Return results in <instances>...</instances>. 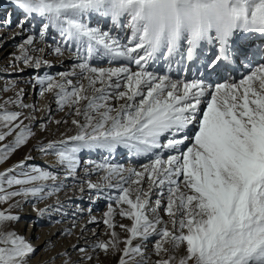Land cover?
Listing matches in <instances>:
<instances>
[{
    "label": "snow or ice",
    "instance_id": "obj_1",
    "mask_svg": "<svg viewBox=\"0 0 264 264\" xmlns=\"http://www.w3.org/2000/svg\"><path fill=\"white\" fill-rule=\"evenodd\" d=\"M8 5L0 26L11 27L15 18L17 34L29 33L10 54L13 67H51L32 53L44 51L35 47L37 36L44 41L53 32L60 37L49 46L53 53L69 51L77 61L58 79L34 77L42 95L51 93L58 110H68L76 133L33 145L54 156L51 170L32 164L31 155L0 170V205H7L0 207V264H32L37 246L17 230L22 216L12 209L25 203L35 208L65 188V180L79 181L84 152L149 161L137 169L105 158L85 171L103 173L102 182H82L87 190H115L106 197L102 221L110 238L92 247L119 253L118 264H150L149 240L157 257L153 264H264V0ZM3 90L14 91L0 101V166L36 138L34 125L47 129L22 89L10 82ZM62 208L57 199L35 210L43 217L52 211L64 215ZM117 214L131 221L119 225L127 233L123 239L115 231ZM61 255L60 264H77L67 249L42 264H54Z\"/></svg>",
    "mask_w": 264,
    "mask_h": 264
},
{
    "label": "rangeland",
    "instance_id": "obj_2",
    "mask_svg": "<svg viewBox=\"0 0 264 264\" xmlns=\"http://www.w3.org/2000/svg\"><path fill=\"white\" fill-rule=\"evenodd\" d=\"M7 11H11L10 6L8 5V0H0V24L3 23V14ZM17 33H19V29L16 27L14 18L11 27L0 26V44H3V47H5V43L14 40L12 38L18 35ZM28 34L29 33L25 32L22 39L20 38V40L13 41V43L8 45L10 48H13V50L8 52V54L6 53L7 55L5 54L4 57L0 55V67L2 68V71H0V101L13 95L14 90L5 92L3 89L8 82L15 80L12 82L15 84V89L23 90L25 103L35 104L36 107L33 115L39 119L41 123H46L47 129L41 131L38 124L34 125L33 130L37 133L36 138L33 139L26 148L17 152L5 165L0 166V170H3L4 167L10 166L12 163L20 160L25 155H31L33 157L31 161L32 164L40 167H48L49 170H51V168L55 167V164L53 163L55 162L54 156H46L40 153L38 148L34 150L33 145L37 144L38 142H47L48 140L61 139L65 136L74 135L76 133L75 126L71 124V119L73 117L66 115L68 110H58L51 93L42 95L41 86L35 83L34 77L36 75H49L58 79L59 73L70 72L77 61L72 58L73 61L65 62V64L62 66H56L57 64L53 66L52 63L60 60L62 55L58 56L53 52L50 53L49 51L48 54L42 53L40 57L46 61H50L51 67L45 66L40 72L24 70L18 75L17 73L19 71L16 69L19 67L21 68L24 65L17 62L13 67L10 64V54L18 52L17 46L23 42L24 38ZM37 38L36 40H40L38 36ZM53 40H60V37L55 34V32L49 35L44 40L43 44L52 45ZM36 48H41V46ZM35 53L40 54L39 52H33L32 54L35 55ZM67 53L71 54L69 51L64 52V54ZM96 66L107 67L109 64L107 62H96ZM14 71L17 73L15 74ZM49 107L51 108L50 116L48 113ZM61 119L68 121V123L57 125L55 121ZM9 139H11V137H9ZM105 158L109 159L112 163L122 164L126 168H136L135 166H138L137 169H139L142 164L149 162L146 158H143V161H137L138 158L137 160H134V157L130 158L125 153L114 154L112 157H107L106 153L84 152L81 154V164L77 173L79 181L72 179L65 180L64 183L67 186L59 193L49 198L50 204H54L57 199L62 202L63 208L61 209V212L65 213L64 215H61L60 212L52 211L51 215L45 214L43 217H38L35 209L43 208L49 199L35 202V208L33 203H25L21 208L12 209L13 212H19L22 216L19 224L16 225L17 230L28 240H30L33 245L37 246L38 251L33 259L32 264H42V262L48 260V257L53 255L54 252H63L65 249L68 250L72 260L76 261L77 264H118L119 253L113 254L111 251L104 253L103 251L96 250L92 247L96 241H107L110 238L109 229H107L106 225H104L102 221L104 219L103 214L107 211L109 203L106 197L110 192L114 194L115 190L105 189L104 192L98 194L94 191L87 190L86 184L82 183L83 181L87 180H91L94 183L102 182V173L93 172L91 175H85V171L86 169H90L92 167L90 162L101 163L105 160ZM59 175L61 180H63L64 171L61 170ZM81 187L85 188L83 193L79 191ZM69 193H72L76 197L63 202V196ZM156 198L157 197L155 195L152 197L153 203ZM52 201H54V203H52ZM0 207L6 208L7 205H0ZM73 213H76V215L73 216ZM161 215L166 221L168 220V217L165 216L163 212H161ZM92 218H95L97 222L88 223V221H90ZM115 223L117 225L115 231L119 234L120 238L123 239L127 236V233L121 229L119 225H130L131 221L117 214L115 216ZM65 227H67V229ZM63 230L69 231L61 234ZM51 233L52 235H57L51 239V243L47 244L46 246L44 243L49 241L48 239L52 236ZM73 238L78 240V242L76 241L77 243L75 244L76 249L70 248L69 243ZM134 243H141V241L137 240ZM52 245H55V247L53 248ZM120 247H124L123 243H121ZM152 247L153 241L149 240L146 244V252L150 258V264H153V262L157 259V257L152 254ZM79 248H84L85 251L82 253L78 250ZM86 256H91L92 259L88 260ZM63 259H65V257L61 255V257L54 261V264H60L61 260Z\"/></svg>",
    "mask_w": 264,
    "mask_h": 264
},
{
    "label": "bare ground",
    "instance_id": "obj_3",
    "mask_svg": "<svg viewBox=\"0 0 264 264\" xmlns=\"http://www.w3.org/2000/svg\"><path fill=\"white\" fill-rule=\"evenodd\" d=\"M125 33H121V35H124ZM22 37H24V33H20V34H18V35H16V36H14L12 39H14V40H11L10 42H6L5 43V47H2V48H0L1 49V54L0 55H2V57H4V55L7 53L8 54V52H10L11 50H13V48H10L8 45H10L11 43H13V41H16V40H20V38L22 39ZM38 39V38H37ZM44 43V41H41V40H36V42H35V47H38V46H41V48L42 49H44V51L43 52H39L40 54H38V53H35V55L34 56H39L40 57V55L43 53V54H48V52L50 51V53L51 52H53L52 51V48L51 47H49L50 46V44H43ZM6 54V55H7ZM33 55V54H32ZM1 57V58H2ZM11 57V56H10ZM59 59H60V57H59ZM70 61H73V59H72V55L71 54H64V55H62L61 56V59L60 60H57L55 63H52L53 64V66L54 65H56V66H62V65H64L65 64V62H70ZM49 63H50V61H48ZM113 66H118V65H113ZM133 67V69L135 70V66L133 65L132 66ZM160 65H157L156 66V69H160ZM22 68H24V66L23 67H19L18 69H22ZM42 69H44V67L42 68ZM5 70V69H4ZM24 70L25 71H29V70H31V69H26V68H24ZM151 70V69H150ZM0 71H2V68L0 67ZM6 71V70H5ZM41 71V70H40ZM39 71V72H40ZM241 71H243V70H241ZM14 73L16 74L17 72L16 71H14ZM18 75L20 74V71L17 73ZM174 78H177V77H175L174 76ZM237 79H239V76H237ZM10 81V80H9ZM13 81H15V80H12V82ZM10 82H8L7 84H9ZM29 89V88H28ZM47 114V113H46ZM45 115V114H44ZM44 118V117H43ZM131 158H133V157H131ZM137 158H138V160H137ZM143 158L142 157H134V160H137V161H143L142 160ZM54 164H55V162H53ZM136 168L138 167V166H135ZM102 175H103V173H102ZM101 175V176H102ZM73 197H76V196H74L72 193H69V194H66V195H64L63 196V202H65L66 200L68 201V200H71ZM66 198V199H65ZM49 201H50V199L48 200V202H46L47 204H50L49 203ZM52 203H54V201H52ZM60 203L62 204V202L60 201ZM66 229H67V227H65ZM55 233H59V232H55ZM51 235H52V233H51ZM57 234H55V235H52L48 240L50 241L51 239H53L55 236H56ZM60 241V240H59ZM58 241V242H59ZM78 242V240H76V238H73L71 241H70V246L71 245H75L77 242ZM44 244H46V242L44 243ZM71 248V247H70Z\"/></svg>",
    "mask_w": 264,
    "mask_h": 264
}]
</instances>
